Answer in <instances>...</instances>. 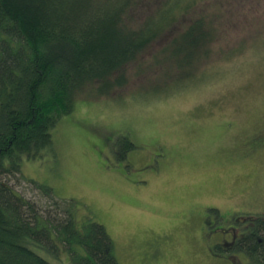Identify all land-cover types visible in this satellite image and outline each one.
<instances>
[{"label":"rangeland","instance_id":"rangeland-1","mask_svg":"<svg viewBox=\"0 0 264 264\" xmlns=\"http://www.w3.org/2000/svg\"><path fill=\"white\" fill-rule=\"evenodd\" d=\"M135 2L145 17L161 0ZM190 5L129 63L124 85L102 93L87 82L52 149L22 155L6 177L34 200L33 180L46 184L78 218L104 224L120 264H232L205 247L206 216L214 235L263 217L264 147L243 143L264 125V0ZM197 27L205 36L182 69L175 47ZM55 263L71 264L66 254Z\"/></svg>","mask_w":264,"mask_h":264},{"label":"trees","instance_id":"trees-1","mask_svg":"<svg viewBox=\"0 0 264 264\" xmlns=\"http://www.w3.org/2000/svg\"><path fill=\"white\" fill-rule=\"evenodd\" d=\"M193 1L161 0L141 17L135 0H0V264H56L63 254L71 264H120L104 224L78 218L46 184L33 180L42 194L34 200L6 177L20 171L22 155L52 149L59 119L87 82L101 81L102 93L124 85L129 63ZM196 30L175 47L186 53L182 69L205 36ZM246 224L250 264H264V216Z\"/></svg>","mask_w":264,"mask_h":264},{"label":"flooded vegetation","instance_id":"flooded-vegetation-1","mask_svg":"<svg viewBox=\"0 0 264 264\" xmlns=\"http://www.w3.org/2000/svg\"><path fill=\"white\" fill-rule=\"evenodd\" d=\"M244 152L246 153H254V151L258 150L261 147H264V125L261 127H257V130H255L251 135L245 136L244 139ZM260 151V150H259ZM264 211H262L260 214L264 216ZM247 217H252L250 215L246 216H238L236 219L243 220ZM212 219L209 216H206L205 219V227L203 230V238L205 242V247L209 251H213L216 254H219L216 249L223 250L225 256L231 260L232 264H250V253L249 251L244 247L245 239L251 234L249 231V225L244 224L242 226H235L233 225L231 228H228L227 233H218L217 235L213 234V231L211 230V222ZM238 253L247 256L248 261L243 262L241 259H237Z\"/></svg>","mask_w":264,"mask_h":264},{"label":"crops","instance_id":"crops-1","mask_svg":"<svg viewBox=\"0 0 264 264\" xmlns=\"http://www.w3.org/2000/svg\"><path fill=\"white\" fill-rule=\"evenodd\" d=\"M204 227H205V225H204ZM204 229V228H203Z\"/></svg>","mask_w":264,"mask_h":264}]
</instances>
